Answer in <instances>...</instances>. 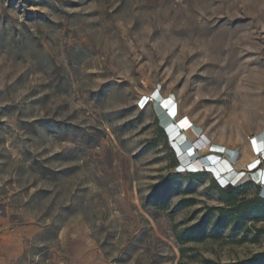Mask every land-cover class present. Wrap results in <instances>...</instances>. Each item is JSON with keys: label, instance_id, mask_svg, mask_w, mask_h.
I'll list each match as a JSON object with an SVG mask.
<instances>
[{"label": "rangeland", "instance_id": "rangeland-1", "mask_svg": "<svg viewBox=\"0 0 264 264\" xmlns=\"http://www.w3.org/2000/svg\"><path fill=\"white\" fill-rule=\"evenodd\" d=\"M158 89L244 172L227 191L179 162ZM254 138L264 0H0V264H261Z\"/></svg>", "mask_w": 264, "mask_h": 264}, {"label": "bare ground", "instance_id": "bare-ground-1", "mask_svg": "<svg viewBox=\"0 0 264 264\" xmlns=\"http://www.w3.org/2000/svg\"><path fill=\"white\" fill-rule=\"evenodd\" d=\"M151 94L153 96L150 95V97H153L155 99L154 105L157 109L159 121L164 126L167 132V136L170 137L171 144L174 147V151L176 152L180 160L179 162H181L182 165H185L186 168L189 170H197L203 168L206 165L208 166L209 171L216 174L222 182H228L227 184L229 185L235 183L244 176V172H242L238 178L232 181L233 178L237 176V173L239 171L234 168V166L229 162V160L223 159L221 151H228L226 149V146L220 141H209L207 138H205V135L200 134V127H198L199 125L197 126L196 124L192 123L189 118L185 117L181 120L179 124H176V121L179 118L176 117L177 115H174V111L176 110V104L174 103L173 99L168 98V96L164 98L159 89L155 90ZM147 100L143 101L144 105L146 104ZM191 130L196 134L194 138L189 139V137L187 136L188 132L186 131L192 132ZM254 141L256 149L262 154H264L263 138H254ZM248 144L250 149L249 152L251 153V155L247 159H241V162L244 166L248 165L251 161L255 159V152L252 147V143L249 142ZM260 158L262 157L260 156ZM250 164L251 166L254 165L255 161ZM256 167L254 168L252 166L251 168H254L256 170ZM249 169L250 168H248V170ZM250 174L251 173H249V175ZM253 176L256 181H259L260 183L264 184V171H262V169H259V171L255 172Z\"/></svg>", "mask_w": 264, "mask_h": 264}, {"label": "trees", "instance_id": "trees-1", "mask_svg": "<svg viewBox=\"0 0 264 264\" xmlns=\"http://www.w3.org/2000/svg\"><path fill=\"white\" fill-rule=\"evenodd\" d=\"M205 172H196V173H192V175H203ZM220 191H222V192H225V191H227L226 189L227 188H225V186H219V185H215ZM242 188H243V186L241 185V186H235V187H232V192L233 191H239V190H242ZM261 193H262V191H261ZM252 205H254L255 206V208L254 209H256V208H258V209H256V211H254V212H257V213H263L264 214V195L263 194H259L258 196H256V198L253 200V204ZM249 207V205H246V206H244V207H242V209L241 210H244L245 209V207ZM242 212H245V211H242ZM247 212V211H246ZM237 217L238 216H236L235 218L237 219ZM258 256H260L259 258V261H260V263L261 264H263L264 263V253H261V254H259Z\"/></svg>", "mask_w": 264, "mask_h": 264}, {"label": "clouds", "instance_id": "clouds-1", "mask_svg": "<svg viewBox=\"0 0 264 264\" xmlns=\"http://www.w3.org/2000/svg\"><path fill=\"white\" fill-rule=\"evenodd\" d=\"M174 115H175V116L177 115L176 110L174 111ZM182 119H183L182 117L179 118V119H177L176 124H179V123L181 122ZM160 126H161V125H160ZM162 129H164V131H166L165 128H162ZM171 147L174 148L173 146H171ZM224 184H225V183H223L222 185H224ZM262 194L264 195V189L262 190Z\"/></svg>", "mask_w": 264, "mask_h": 264}, {"label": "water", "instance_id": "water-1", "mask_svg": "<svg viewBox=\"0 0 264 264\" xmlns=\"http://www.w3.org/2000/svg\"><path fill=\"white\" fill-rule=\"evenodd\" d=\"M161 127H162V128H164V126H163V125H161ZM250 175H251V174H250ZM263 185H264V184H263Z\"/></svg>", "mask_w": 264, "mask_h": 264}, {"label": "snow or ice", "instance_id": "snow-or-ice-1", "mask_svg": "<svg viewBox=\"0 0 264 264\" xmlns=\"http://www.w3.org/2000/svg\"><path fill=\"white\" fill-rule=\"evenodd\" d=\"M253 143H255V141H254ZM250 167H251V166H250Z\"/></svg>", "mask_w": 264, "mask_h": 264}]
</instances>
